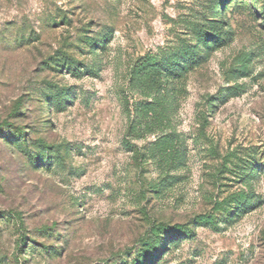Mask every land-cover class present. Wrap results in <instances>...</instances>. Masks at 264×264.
<instances>
[{
  "label": "rangeland",
  "instance_id": "obj_1",
  "mask_svg": "<svg viewBox=\"0 0 264 264\" xmlns=\"http://www.w3.org/2000/svg\"><path fill=\"white\" fill-rule=\"evenodd\" d=\"M0 128V264H264V0H0Z\"/></svg>",
  "mask_w": 264,
  "mask_h": 264
},
{
  "label": "trees",
  "instance_id": "obj_2",
  "mask_svg": "<svg viewBox=\"0 0 264 264\" xmlns=\"http://www.w3.org/2000/svg\"><path fill=\"white\" fill-rule=\"evenodd\" d=\"M229 26L227 25L226 28L224 27V30H223V42L225 41L228 42L230 39H232V30H230V28H228ZM216 29L218 30V33H220V30L218 27H216ZM221 40V39H220ZM214 41V40H213ZM165 63V62H163ZM177 66V65H176ZM75 70H78L77 68H75ZM170 71L169 67H165V66H158V65H151L150 62H142L140 61V63L138 65H136L135 69H134V75H133V78L135 80H148L149 77L146 76L144 77L145 75H153V82H160V80L158 81L156 78L157 77H162V76H165V77H169L171 76V73H165V72H168ZM76 72V71H74ZM240 90H242V87L240 86H236L235 88L233 87H227L226 91L227 93H222L220 94V96H217L215 99V101L212 102L213 104V107L216 106L215 105V102L216 101H219L221 103H225L227 102L230 97L232 96H235L237 94H239ZM66 94L64 92H58L56 95L52 94V95H49L47 97L48 101H49V105L52 104V103H57V104H60L63 99L66 97L65 96ZM145 109H147V112L151 111L152 109L148 106H145ZM1 129V128H0ZM29 131L24 128V127H16L15 128V132H13V137H12V141L16 143L17 147L19 149H21L22 151H24L25 154H27V156L29 157V159L31 160H38L39 163L41 162V165H44V164H49L47 160L45 159H48L50 158V148L51 147H47L46 145H40L42 146L40 152L37 154V153H34L32 148H31V145H30V141H29ZM166 139L164 140L163 143L161 144H158V147H157V151L159 153H163L164 151L167 150V144L166 143H169V137H165ZM254 161H250V165L249 166V169H253L254 172H251L249 171L250 173L249 174H258V173H262V167L260 166L259 164V158L258 157H254L253 158ZM246 168V167H244ZM247 176V175H246ZM254 194L253 192H250L248 194H243L242 195V198L243 200H245V203L242 204V206H240L239 208L241 209H238L237 212H240V211H243L245 210L246 208L249 207L250 205V202L252 199H250V197H253ZM256 201L259 203L260 202V199H256ZM254 202V201H253ZM160 230L161 228L163 229V227L159 226L158 227ZM176 229H174L173 231H169L171 234H182L183 233V229H180V228H177L175 227ZM174 235V236H175Z\"/></svg>",
  "mask_w": 264,
  "mask_h": 264
}]
</instances>
